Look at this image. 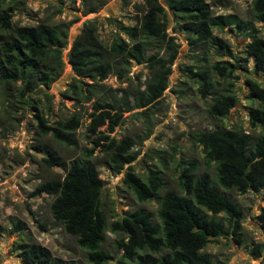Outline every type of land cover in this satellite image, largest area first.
<instances>
[{
  "label": "trees",
  "instance_id": "obj_1",
  "mask_svg": "<svg viewBox=\"0 0 264 264\" xmlns=\"http://www.w3.org/2000/svg\"><path fill=\"white\" fill-rule=\"evenodd\" d=\"M135 6H141L140 17L132 25L118 27L127 40L117 36L106 47L98 39L94 21L86 20L71 42L67 62L76 75L87 76L94 82L102 80L111 68L121 64L127 71L131 62H146L150 75L137 104L156 102L167 86L170 66L177 52L173 35L166 32L167 13L171 14L175 27L187 37L189 50L203 44L206 51L213 50L214 55L221 56L209 61L204 52L197 65L180 66L183 72L189 73L190 81L198 82L195 90L201 97L212 96L206 111L216 123L212 128L190 130L188 135L200 146L202 163L213 169L214 181L207 172L196 174L197 164L190 160L180 166L178 172L180 192L165 191L157 197V221H153L145 209L138 208L106 223L100 208L102 180L91 161V152L97 145L112 172L118 173L126 164L122 182L138 201L157 196L163 183L154 169L148 167L144 177L133 171L129 164L136 156L132 138L116 139L95 130L106 118L111 130L119 116L114 113L112 117L104 109L97 111L102 108L97 103L86 128L91 146L84 149L81 156L69 160L61 179L39 183L32 194L51 196L48 204L51 218L65 234L74 237L75 243L85 250V258L90 264H102L114 258L101 247L106 232L116 235L113 245L115 251L120 252L114 259L115 264H216L203 248L222 235L230 236L240 244L243 220L241 208L229 196L220 193L217 186L239 193L264 188V81L247 75L243 79L246 95L253 100L248 107L247 123L252 130H257L255 135L240 127H224L220 119L228 107L237 103L233 83L241 73L239 69L246 71L245 67L237 66V62L251 59L253 69L264 74V37L257 35L252 24V20L264 22V0H250L251 20L240 19L233 13L214 14L205 0H141L140 5ZM10 10L7 5L0 11V31L6 35V38H0V81H19L17 90L22 102L26 103L23 98L27 92L40 84L47 88L60 76L67 25L15 24L10 19ZM94 10L95 7L90 6L84 13ZM224 28L236 29L248 38L240 47L242 56L233 53L226 39L213 33V29ZM153 45L163 46L166 55H145ZM103 53L107 55L103 56ZM215 85L221 87L220 91L213 90ZM64 89L81 93L74 82H66ZM107 104L113 107L112 103ZM32 110L36 135H49L59 143L73 144L72 134L79 125L76 114L49 122L41 108L32 106ZM34 148L43 151L40 161L44 166L63 167L60 158L47 145ZM255 218L264 235V204ZM40 228L44 226L40 225ZM24 229V222L16 220L11 222L9 231L19 234ZM261 246L255 244L250 249L254 256L260 255ZM13 248L20 264H67L29 237Z\"/></svg>",
  "mask_w": 264,
  "mask_h": 264
},
{
  "label": "rangeland",
  "instance_id": "obj_2",
  "mask_svg": "<svg viewBox=\"0 0 264 264\" xmlns=\"http://www.w3.org/2000/svg\"><path fill=\"white\" fill-rule=\"evenodd\" d=\"M141 0H0V11L10 6V19L15 24L33 25L45 22L52 25H67L66 44L61 51L62 71L47 88L42 84L22 98L17 88L20 82L0 81V264H20L13 247L27 237L47 247L54 257H60L67 264H90L85 258V250L80 248L74 237L65 234L59 224L53 221L48 204L51 196L45 193L32 194L33 189L41 182L50 179H61L69 160L81 156L84 149L91 146L87 125L94 106L99 103L113 117L119 116L117 123L109 130L106 118L96 126L116 139L127 136L133 139L132 150L135 158L129 163L135 173L144 177L149 167L158 172L162 178V187L157 196L145 201H138L129 188L122 182L123 169L112 172L104 163L103 152L97 145L91 154L102 180L100 208L106 223L120 218L126 212L143 208L157 221V197L165 191L180 192L177 176L180 166L194 160L197 164L196 174L207 172L214 181V171L202 163L200 146L193 142L188 131L197 128H212L216 123L207 114L206 105L211 95L201 97L195 90L198 82L187 78L181 65H197L204 52L208 60L221 58L214 55L213 50L206 51V46L196 45L189 50V41L184 32L175 27L171 14L167 13L166 32L173 35L177 44V52L170 66L167 86L156 102L138 106L137 98L145 81L149 78L150 68L146 62L129 64L128 70L121 64L111 68L102 80L76 75L67 62V51L72 40L77 36L84 21L93 20L98 39L108 47L110 41L120 36H127L119 30V26L132 25L141 15ZM210 4L214 14L233 13L240 19L251 20L250 0H205ZM94 6L93 12L84 10ZM257 35L264 37V22L252 20ZM213 33L227 40L233 53L242 56L241 45L247 41L236 29H213ZM0 38L6 35L0 31ZM156 53L165 56L163 46H149L145 55ZM103 56L107 54L103 53ZM223 58H226L225 56ZM116 61V58H113ZM112 63V58H110ZM237 66L246 71L238 73L233 87L237 103L228 107L220 117L221 125L227 128L240 127L255 135L247 123L248 107L253 100L246 95L244 75L264 81V74L255 71L251 59L238 61ZM120 74V76L118 75ZM75 79V80H72ZM66 82H74L81 93L65 90ZM77 89V88H76ZM221 87H213L215 92ZM88 90V91H87ZM107 103H112L109 107ZM32 106H36L47 115L49 122L54 119L68 118L76 114L79 125L72 134L73 144L65 145L53 140L49 135L35 134V120ZM92 137V136H91ZM45 144L51 148L63 163V167L44 166L40 158L43 151L34 147ZM220 193L233 199L241 208V243H235L230 236H219L210 241L203 251L209 253L216 264H264V235L259 228L255 215L264 204V188L257 192L239 193L234 189L224 190L217 186ZM220 217L223 218L222 214ZM24 222L25 229L17 234L10 232L11 222ZM43 225L44 228H40ZM115 234L106 232L101 247L113 255V259L102 264H115L119 252L115 251L113 240ZM261 244L260 255L254 256L250 249Z\"/></svg>",
  "mask_w": 264,
  "mask_h": 264
}]
</instances>
